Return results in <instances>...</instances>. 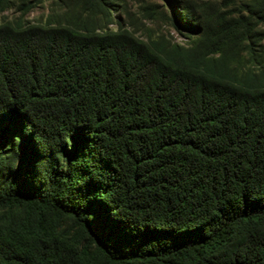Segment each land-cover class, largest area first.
<instances>
[{
  "label": "trees",
  "instance_id": "obj_1",
  "mask_svg": "<svg viewBox=\"0 0 264 264\" xmlns=\"http://www.w3.org/2000/svg\"><path fill=\"white\" fill-rule=\"evenodd\" d=\"M17 1L0 18V264H264V73L232 66L250 20L183 7L201 36L185 47L27 24L41 0L0 17Z\"/></svg>",
  "mask_w": 264,
  "mask_h": 264
},
{
  "label": "rangeland",
  "instance_id": "obj_2",
  "mask_svg": "<svg viewBox=\"0 0 264 264\" xmlns=\"http://www.w3.org/2000/svg\"><path fill=\"white\" fill-rule=\"evenodd\" d=\"M18 3L13 2L1 14L3 22L22 16ZM183 7L189 8L203 25L214 23L219 17L250 20L255 29L242 42L232 66L240 73H264V0H41L23 18L27 24L35 26L52 24L76 30L85 24L97 23L98 27H104L103 32L122 29L146 43L163 38L168 43L190 47L198 43L201 36L192 35L180 26ZM104 9L110 17L102 13ZM3 216L4 211L0 210V218ZM72 231L69 221L61 223V235L67 236Z\"/></svg>",
  "mask_w": 264,
  "mask_h": 264
}]
</instances>
